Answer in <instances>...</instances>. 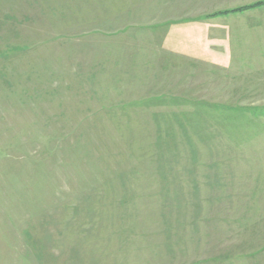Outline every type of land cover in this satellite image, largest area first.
<instances>
[{
  "label": "rangeland",
  "instance_id": "rangeland-1",
  "mask_svg": "<svg viewBox=\"0 0 264 264\" xmlns=\"http://www.w3.org/2000/svg\"><path fill=\"white\" fill-rule=\"evenodd\" d=\"M0 264H264V0H0Z\"/></svg>",
  "mask_w": 264,
  "mask_h": 264
}]
</instances>
